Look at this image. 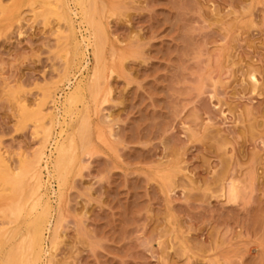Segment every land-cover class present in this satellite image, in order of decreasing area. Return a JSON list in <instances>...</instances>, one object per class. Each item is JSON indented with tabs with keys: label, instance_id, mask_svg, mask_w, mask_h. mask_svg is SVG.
I'll return each instance as SVG.
<instances>
[{
	"label": "rangeland",
	"instance_id": "obj_1",
	"mask_svg": "<svg viewBox=\"0 0 264 264\" xmlns=\"http://www.w3.org/2000/svg\"><path fill=\"white\" fill-rule=\"evenodd\" d=\"M43 1L0 0V159L15 176L41 146L39 123L60 131L49 114L69 91L68 55L77 80L94 62L92 48L88 68L74 56L81 10ZM96 3L109 91L77 112L90 150L44 189L43 264H264V0ZM18 186L0 188V210L26 199ZM0 244L1 260L12 244Z\"/></svg>",
	"mask_w": 264,
	"mask_h": 264
},
{
	"label": "bare ground",
	"instance_id": "obj_2",
	"mask_svg": "<svg viewBox=\"0 0 264 264\" xmlns=\"http://www.w3.org/2000/svg\"><path fill=\"white\" fill-rule=\"evenodd\" d=\"M96 1L95 0H71V3L74 4L76 11L81 10V15H82L81 24L85 25L83 26L85 27L84 31H86V36H83V40H82L83 47L81 46V44L77 42H75L77 43L75 44V47L72 45L73 46L72 48H75V53H76V55L74 56L75 57H78V55L82 56V58L85 60L86 59L85 57L87 56L86 55L87 50H89V48H92L94 62H93L91 70L89 69L90 71L89 78L87 79L82 78L80 80H77L75 78L76 76L75 74H73L74 76L71 77V74L73 72L72 70L74 69V68L72 69V66L75 63L74 62L75 58L69 57L71 54L68 55L69 52H67L68 59L66 61V66L64 67L63 72L61 73L60 77H61V82L67 81V83L69 84V86H66L68 87L69 91L65 93L64 99L63 101H61L60 107H58V109L61 110V113L57 112V114H54L53 112L49 114L51 116V117L49 116V118L53 119L57 125L61 126L60 131L54 133L51 129L52 125H50L49 126L50 128H49V127H44L40 125L39 123L37 128L38 127L41 128L44 134L41 146L34 153V156L31 159H29L30 162L29 161L26 162V160L24 159L26 163L20 164V169L18 171L19 173H17L16 176L13 175L14 174L13 170L9 169V167L7 168L3 164L4 162L2 161V159H0V188L1 187L10 188L11 187L13 191V188H15L18 185L20 186L27 185L28 187L27 189H25L26 192L24 191L26 193L25 200H23L21 195H19L20 198L16 199L15 201H10L7 203L5 202V204L2 205V209L0 210L1 216L3 217V221L1 223L2 227L0 229V237L3 238L5 242H11L12 244L11 248L9 247L7 251H5L6 249L2 250L3 253L4 251L6 253L3 259L0 260V264H43L45 262L43 258L46 256L48 252V250L46 249L47 239H46L45 233L47 231L50 232L52 228V216H53L52 214L53 213L51 211V207L53 206H51L52 203L50 204L48 199H45V197H47L45 196L47 191L45 192L44 189L46 190L48 189L46 184L49 183L48 181L51 179H56L58 181L57 185L60 188L62 184L65 182L66 175L68 171L70 170L71 166L73 165V163L76 161L78 155L80 153L82 154V152L90 148L89 147L90 144L88 140L89 139L88 138L89 130L87 128L88 124L86 123L84 117L80 118V116L77 115V112H78V109H82L81 107L88 108L87 105L88 103H90L89 98H92L93 100H96V99L98 100V97L102 91H105L106 94H108L107 92L109 91V88L108 87L104 88V85H103L104 82L106 83V78H107V75L105 73V67L103 66V60H104L103 59V46H104L103 33L105 30V26L103 25L102 20L99 19V17H101L100 14H102L103 9H101L102 11L101 12ZM69 2H70L69 0H56V8H61L63 9V11L72 12L71 4ZM43 3L45 6H48V4L45 1H43ZM108 8L110 9V7ZM45 9L48 10L47 8ZM63 15L64 17H66L67 21L70 23L71 20L66 15V12H64ZM103 15H104V12H103ZM79 16H80V13H79ZM6 19H8L7 16L5 17V20ZM74 39H77V38H74ZM80 43H81V40H80ZM72 55H73V52H72ZM85 63L86 64L83 67L88 68L90 62H88V60H85ZM110 71H111V68H110ZM113 72L111 71L109 73L110 76ZM252 76L254 78H257L255 77V74L253 73H252ZM73 78H75L76 81H72ZM58 87L59 86L57 85V88ZM48 96L53 99V102H55V98L53 97V95L49 94ZM96 105H97V102H96ZM54 107L57 108V106H54ZM27 112L23 111L22 113L23 116L26 119L32 118V116L29 115V113ZM39 112L40 111H38V113ZM46 148H50L49 154L45 151ZM80 158L78 157V160H77L78 162ZM44 162H45V166H43ZM75 166L76 165H74V167ZM44 168L46 169V171H48L47 182H46V178L44 180V175H43ZM76 170L77 169H75V171ZM70 171L72 174L73 173L72 170ZM18 188L19 186L17 187V189ZM1 190L2 189H0V192ZM21 190H24V188ZM17 191L20 192L19 189ZM24 192L21 191L22 196ZM27 193H29V196L31 195V197H33V202H32L33 205L31 204L32 207H29L27 209L29 210V212L28 213L26 212L27 214L24 215L23 212H25L24 211L25 209L23 211L22 209L26 207L25 205L27 202L25 201H27V197H28ZM12 194L15 195V192L13 191ZM56 240H57V236H56ZM3 242L4 241L2 240V245H3ZM1 249H2V246H1ZM2 255L0 256L1 258H2Z\"/></svg>",
	"mask_w": 264,
	"mask_h": 264
}]
</instances>
